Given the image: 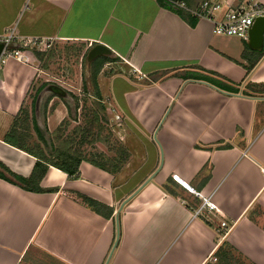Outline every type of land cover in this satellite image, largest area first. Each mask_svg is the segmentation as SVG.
<instances>
[{
  "label": "crops",
  "instance_id": "crops-1",
  "mask_svg": "<svg viewBox=\"0 0 264 264\" xmlns=\"http://www.w3.org/2000/svg\"><path fill=\"white\" fill-rule=\"evenodd\" d=\"M13 26L111 50L97 84L119 147L104 151L127 159L116 172L82 160L77 177L50 165L31 181L38 158L17 133L40 142L37 124L47 139L42 124L69 118L80 88L54 83L34 49L0 65V264H214L224 243L264 264V47L165 0H0V35ZM175 177L217 209L195 215L202 198Z\"/></svg>",
  "mask_w": 264,
  "mask_h": 264
},
{
  "label": "trees",
  "instance_id": "trees-1",
  "mask_svg": "<svg viewBox=\"0 0 264 264\" xmlns=\"http://www.w3.org/2000/svg\"><path fill=\"white\" fill-rule=\"evenodd\" d=\"M87 53L88 52L84 54V58L86 64L89 66L90 69V82L92 93L90 92L86 81L83 83V92L85 93V96L92 98V101L90 102L91 105L89 107H86L88 99L85 98L82 102V105L80 106L79 99L75 97V108L85 110V112L83 111L84 113L81 112L82 115L86 117L85 124L75 126L72 130H70V133L66 135V138H64L65 134H63V132L66 131L65 124H68V121L65 120L58 128L54 130V137L52 138V140H47L43 136L42 131L37 127V124H35V130L40 141L35 143L26 142L29 139V134H27V132L22 131L20 133H17V136L19 137L17 141L18 147L38 158L34 166L33 172L29 177L31 181L38 182V180L43 176L44 172L50 165L63 170L70 177H77L79 176V165L82 160L91 161L92 163L104 169L116 172L119 169L121 163H123L127 159L125 157L127 156V153L122 151L114 156H107L103 152L100 154L95 153L91 156H86L80 149V147H82L83 145L92 142V137H94L95 135L94 130L98 128L100 129V124H98L99 121L106 120V117L108 118L106 113V105L102 102V95L98 88L97 76L104 64L110 60V57L99 56L91 62H88L86 59ZM263 53L264 49L261 51V54ZM35 54L39 58H43L42 52L36 51ZM45 86L46 84H43L38 89V91L34 95L33 104L36 103L39 91ZM32 113H34V108ZM73 119L76 120V118ZM16 127L17 126L15 124V126H13L11 130L12 134L18 131ZM76 136L78 137L76 138ZM118 147L119 146H116L112 150H117ZM19 181L23 182V184L25 182L23 179ZM35 190L42 189L38 186L35 188ZM87 201L90 204L95 203L92 200L87 199ZM216 255L218 260L214 264L241 263V255L235 253L233 248L226 243H224L223 246L218 249Z\"/></svg>",
  "mask_w": 264,
  "mask_h": 264
},
{
  "label": "built area",
  "instance_id": "built-area-1",
  "mask_svg": "<svg viewBox=\"0 0 264 264\" xmlns=\"http://www.w3.org/2000/svg\"><path fill=\"white\" fill-rule=\"evenodd\" d=\"M165 1L177 10L185 11L197 18H208L213 21V31L218 35L248 38L249 30L255 19L264 16V6L256 0L244 1L238 5L234 4V0H204L197 7H190L184 1ZM220 13H222V17L218 19ZM46 41L49 40L22 37L18 35L16 26L11 27L6 33L0 35V42L3 43L0 52V65H4L9 58L30 63L32 60L27 51L31 52V50L37 49L39 45L44 44ZM116 119H119V116ZM175 180L188 191L202 198L201 204L194 210L195 215L202 216L204 213H210L217 209L211 196H205L196 191L178 177H175ZM221 226L229 227L226 221H222Z\"/></svg>",
  "mask_w": 264,
  "mask_h": 264
},
{
  "label": "rangeland",
  "instance_id": "rangeland-1",
  "mask_svg": "<svg viewBox=\"0 0 264 264\" xmlns=\"http://www.w3.org/2000/svg\"><path fill=\"white\" fill-rule=\"evenodd\" d=\"M36 51L43 53V58L41 59L40 57L41 65L49 67L51 75L57 78L54 83L61 86L65 90L72 86L80 88L75 96L79 99L80 106L82 105L83 100L87 98L86 107H89L91 105L90 102L92 101V98L85 96V93L83 92V83L85 81L87 82L90 90L92 89L90 82V69L85 62L83 54L84 46L72 43L46 41L44 44L39 45L37 49L35 48L34 52ZM67 77L69 78V81H66ZM72 97L74 96L72 95ZM68 99L72 104H74V98L72 99L71 97H68ZM83 111L85 112V110H81L80 108L79 110L76 109L74 105L71 106L69 118L66 119L68 121V124H65L66 131L63 132V134H65L64 138H66V135H68L70 130H72L75 126L85 124L86 117L81 113ZM107 116H110V114H107ZM73 118H76V120ZM98 124H100V129L98 128L94 130L95 135L92 137V142L83 145L80 149L86 156H91L95 153L100 154L102 152L107 156H114L111 154L112 152L104 151L107 150L106 145L108 146L109 151H113L112 149L119 144L118 136L112 129L110 118L106 117V120H100ZM42 129L44 130L47 139L52 140L54 137V131L49 133L47 128L45 131L43 124ZM77 137L78 136H76V138Z\"/></svg>",
  "mask_w": 264,
  "mask_h": 264
},
{
  "label": "water",
  "instance_id": "water-1",
  "mask_svg": "<svg viewBox=\"0 0 264 264\" xmlns=\"http://www.w3.org/2000/svg\"><path fill=\"white\" fill-rule=\"evenodd\" d=\"M248 45L253 50H262L264 47V16H259L255 19L249 30ZM3 48V43L0 42V52ZM111 50L104 44H95L87 53V61L91 62L99 56L110 54ZM58 91L60 87L53 86Z\"/></svg>",
  "mask_w": 264,
  "mask_h": 264
}]
</instances>
